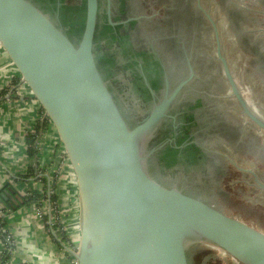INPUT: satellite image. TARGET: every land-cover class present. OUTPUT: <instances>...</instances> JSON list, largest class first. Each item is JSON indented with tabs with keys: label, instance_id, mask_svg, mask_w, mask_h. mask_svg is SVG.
I'll use <instances>...</instances> for the list:
<instances>
[{
	"label": "water",
	"instance_id": "95a60500",
	"mask_svg": "<svg viewBox=\"0 0 264 264\" xmlns=\"http://www.w3.org/2000/svg\"><path fill=\"white\" fill-rule=\"evenodd\" d=\"M66 8L64 0H0V47L52 124L74 175L75 264H192V242L216 246L238 264H264L262 229L150 166L153 133L182 83L131 123L98 52L99 0ZM224 66L242 112L264 131V118Z\"/></svg>",
	"mask_w": 264,
	"mask_h": 264
},
{
	"label": "flooded vegetation",
	"instance_id": "af4514ba",
	"mask_svg": "<svg viewBox=\"0 0 264 264\" xmlns=\"http://www.w3.org/2000/svg\"><path fill=\"white\" fill-rule=\"evenodd\" d=\"M65 1L68 10L82 7V0ZM203 1L99 0L98 33L103 24L111 29L120 49L124 61L121 70L114 60L119 59L116 54L106 68L112 76L119 74L113 88L131 123L141 120L165 92L172 95L182 83L169 105L168 116L160 120L153 133L150 147L156 151L149 163L162 175L210 193V189L217 190L219 178L227 172L228 155L236 154V161L241 163L240 158L249 154L248 150L253 153L260 142L236 116L241 109L242 117L248 119L245 124L253 123L233 94L217 24L208 13L212 12L208 0ZM220 3L224 5L221 9L225 8L226 0ZM241 43L246 48L243 38ZM106 49L98 47V52L110 61ZM245 50L259 57L257 49ZM228 72L232 77L230 68ZM231 164L237 167L236 162ZM240 168L248 173L244 170L248 168Z\"/></svg>",
	"mask_w": 264,
	"mask_h": 264
},
{
	"label": "crops",
	"instance_id": "0c3cea01",
	"mask_svg": "<svg viewBox=\"0 0 264 264\" xmlns=\"http://www.w3.org/2000/svg\"><path fill=\"white\" fill-rule=\"evenodd\" d=\"M41 110L0 47V210L7 206L3 189L8 183L21 195L30 190H43L44 184L39 179L22 176L31 163L26 153L25 136L43 119ZM37 142L39 151L35 164L44 177L49 171L53 176V168L60 161L54 128L48 124ZM74 183L71 169L65 166L55 180V195L58 215L62 222L66 220L68 230L77 226L79 217L78 203L69 205L74 200ZM44 213L48 215L47 222L35 214L33 206H21L7 213L5 228L13 238V247L9 258L2 264H72L70 254L59 245L61 242L56 237V230L47 226L51 223L49 209L46 208ZM2 242L0 237V248ZM220 256L223 257L222 254Z\"/></svg>",
	"mask_w": 264,
	"mask_h": 264
},
{
	"label": "rangeland",
	"instance_id": "374dc122",
	"mask_svg": "<svg viewBox=\"0 0 264 264\" xmlns=\"http://www.w3.org/2000/svg\"><path fill=\"white\" fill-rule=\"evenodd\" d=\"M69 2L71 1H65L66 4ZM203 2L201 0L202 4H204ZM208 4H210V10H212V12L208 10V13L211 14L217 24L221 51L227 60L228 69L231 70L234 84L248 104L264 118V0H226V3H224L225 8L222 9L221 6L224 5L220 3V0H208ZM225 9L228 11L226 12ZM231 12L232 14L229 15ZM241 38L245 40L244 46L247 49L251 51L257 49L258 58L241 46ZM98 46L107 47L106 53L110 56V61H108L109 57L107 56L108 58H101V63L104 66L109 65L108 63L113 62L111 61V58H114L113 54H116L119 59L114 58V60H116L121 70L124 61L120 58V49L115 44L111 29L106 28L104 24L101 32H99ZM208 47L212 50L210 46ZM103 60H105V63ZM117 73L111 75L113 85L116 80L120 79ZM236 116L243 122L245 127L249 128L250 132L258 136L260 144L257 145L258 148H255L253 153L248 150L249 154L240 158L239 162L241 161V163L236 161V154L228 155L230 161L226 163L227 172L222 178H219L217 190L210 189L212 190L210 193H206L204 190L202 192L213 197L221 209L264 231V189L256 184L250 172L243 173L231 164V161H233L239 167L251 169L256 173L258 179L264 183V131L256 129L257 127L250 121L245 124V120L248 119L242 117L241 109H238ZM201 243L192 242L188 245V253L193 263L237 264L231 261L232 259L227 260L226 257L215 253L209 243ZM64 244L66 243L62 241V250H65ZM70 257L72 263H74V255H70Z\"/></svg>",
	"mask_w": 264,
	"mask_h": 264
},
{
	"label": "trees",
	"instance_id": "16d2710c",
	"mask_svg": "<svg viewBox=\"0 0 264 264\" xmlns=\"http://www.w3.org/2000/svg\"><path fill=\"white\" fill-rule=\"evenodd\" d=\"M42 113L43 111L41 110V114ZM49 122L50 121L48 118H43L42 120H39V122L35 126H33V128L29 130L25 136V142L27 146L26 153L28 158L31 160V163L28 165L26 172L22 176H24L25 178L35 177L37 180L39 179L44 184L43 190L42 191L30 190L26 194L21 195L18 193L17 190H15L12 184L9 183L6 184L3 189L5 191V201L7 206L6 208L0 210V237L4 243V245L2 246V253H0V264L7 261V259L9 258L10 250L13 247V242H7L5 240L7 233L2 232L1 230L6 227L7 224L6 215L9 211L15 210L21 206H32V205L42 206L43 200L45 199L50 200L52 211L55 212L57 209L56 206L57 196L55 195L56 179L53 180L52 183L50 184V188L52 192L48 195L46 178L42 174H40L41 170L39 169L38 164L37 163L35 164V162L38 159V151H39L37 139L39 138L41 133L47 128ZM42 218L44 219L45 222H47L48 215L46 213H43ZM47 226L56 230V237L60 239V242L63 241L65 243L70 244L67 233L61 230V228L63 227V223L60 222L59 219L52 221L51 223L47 224ZM200 244L202 243L200 242ZM59 245L60 247L62 246L60 243Z\"/></svg>",
	"mask_w": 264,
	"mask_h": 264
},
{
	"label": "built area",
	"instance_id": "2783aa9c",
	"mask_svg": "<svg viewBox=\"0 0 264 264\" xmlns=\"http://www.w3.org/2000/svg\"><path fill=\"white\" fill-rule=\"evenodd\" d=\"M41 117L47 118L46 115L44 114V112L42 113V116ZM50 126L53 128L52 124L49 122V127ZM56 138H57V136H56ZM57 140H58V138H57ZM58 145L60 147V148H58V150H59V159H60L59 164H56L55 167L53 168V171H52L53 172V176H52V174H50L51 173L50 171L48 172L49 174L48 173L45 174V178H47L46 181H47V185H48V189H47V194L48 195L52 192L51 191V188H50V184L52 183L53 180H55L57 178V176L59 175V172L61 170L63 171V169H64L65 166H68L69 169H71L70 164H69V161H68V158H67V156H66V154L64 152V149L61 146L59 140H58ZM71 173H72V170H71ZM72 178L74 179L73 173H72ZM74 182H75V179H74ZM74 187H75V189H74V195H73L74 200H72L71 202H69V205L70 206H72V204L74 202L78 203V195H77L76 182L74 183ZM32 206L34 207L35 214L38 217L42 218V214L44 213V210H46V208H48L49 209V212L51 213V216L49 217V222H52V221H54L56 219H59V221L62 222L60 220L59 215H58V211H59L58 210V202H56L57 209H56L55 212L52 211L51 202H50L49 199L43 200V205L42 206H37V205H32ZM78 206H79V204H78ZM65 222H66V220H64L62 222L63 223V227L61 228V230L63 232H65V233H67L70 244L69 243L64 244V249H65L64 252L65 253H69L70 255H74L73 252L77 250V242H78V239H79V217H78L77 224H76L77 226L74 229L68 230L66 228ZM1 230H2V232H6L7 233L5 240L7 242H13V238H12L11 234L6 230V228L1 229ZM3 245H4V243H3ZM209 246L218 255H221L222 254L223 257L224 256H227L228 258L232 259L231 261L236 262L233 258H231L228 254H226L224 251H222L218 247L213 246L211 244H209ZM0 253H2V248H0ZM227 257H226V259H227ZM72 264H75V262L72 263Z\"/></svg>",
	"mask_w": 264,
	"mask_h": 264
}]
</instances>
